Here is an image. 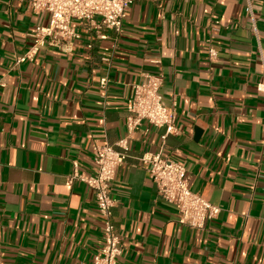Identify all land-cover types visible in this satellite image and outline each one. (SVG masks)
Here are the masks:
<instances>
[{
	"label": "crops",
	"instance_id": "obj_1",
	"mask_svg": "<svg viewBox=\"0 0 264 264\" xmlns=\"http://www.w3.org/2000/svg\"><path fill=\"white\" fill-rule=\"evenodd\" d=\"M48 18L28 0H0V264H93L103 247L95 191L67 179L76 165L95 173V143L128 134L145 73L162 75L179 132L163 140L143 121L132 154L174 158L222 210L204 230L181 224L129 159L112 183L120 264H264V0H133L121 37L75 21L80 39L18 64Z\"/></svg>",
	"mask_w": 264,
	"mask_h": 264
},
{
	"label": "built area",
	"instance_id": "obj_2",
	"mask_svg": "<svg viewBox=\"0 0 264 264\" xmlns=\"http://www.w3.org/2000/svg\"><path fill=\"white\" fill-rule=\"evenodd\" d=\"M132 1L28 0L29 7L34 12L49 18L47 23L37 25L30 33L33 44L29 52L18 59L17 63L32 58L47 45L59 46L61 41L72 42L80 39L81 33L75 26V21L87 26L88 30L95 29L99 38L107 37L105 31H113L117 37H121L125 31ZM248 9L253 16L250 1ZM207 53L210 60H216L218 57V50L211 44ZM106 82V79L102 80L103 86ZM162 84V75L145 73L143 79L133 85L128 99V134L114 144L93 145L96 166L94 174L81 173L76 165L73 173L68 176L69 185L82 181L95 191L98 212L103 220V247L94 255L93 264H120L123 242L114 222L116 200L112 196V183L118 168L131 158L146 166L158 195L176 207L181 224L191 229L204 230L222 210L220 206L205 199L190 187L187 168L174 158L162 153L145 152L137 156L132 154L130 141L134 131L143 121L164 128L163 140L179 132L176 124L177 111L174 107L166 105L161 93Z\"/></svg>",
	"mask_w": 264,
	"mask_h": 264
}]
</instances>
